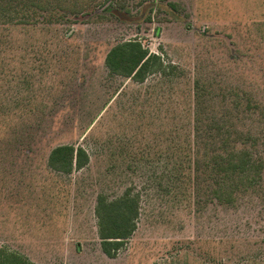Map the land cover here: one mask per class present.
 <instances>
[{
    "label": "rangeland",
    "instance_id": "374dc122",
    "mask_svg": "<svg viewBox=\"0 0 264 264\" xmlns=\"http://www.w3.org/2000/svg\"><path fill=\"white\" fill-rule=\"evenodd\" d=\"M112 7L76 23L0 25V251L27 264H264V0ZM130 40L167 69L143 83L112 74L106 54ZM224 138L261 165L256 181L232 184L230 204L203 167ZM66 145L89 160L59 173L48 158ZM127 191L139 216L119 263L101 251L95 209Z\"/></svg>",
    "mask_w": 264,
    "mask_h": 264
},
{
    "label": "trees",
    "instance_id": "16d2710c",
    "mask_svg": "<svg viewBox=\"0 0 264 264\" xmlns=\"http://www.w3.org/2000/svg\"><path fill=\"white\" fill-rule=\"evenodd\" d=\"M114 2L115 0H0V25L50 26L67 21L76 23L79 18L95 10H100L102 14L120 10L112 7ZM168 7L174 10L173 5ZM104 62L112 74L130 78L137 83H143L150 74L167 69L160 56L149 53L136 40L123 42L111 48ZM171 69L174 68L171 67ZM197 88L198 86L195 87ZM197 90L195 91L196 128L194 129L196 134L199 131L200 112L198 107L200 96ZM223 145L226 146L224 154L216 152L210 160L209 154L205 155L203 167L210 172L211 176L217 178H213L217 183L216 192H214L216 199L221 203L230 204L234 201L233 185L239 186L256 181L259 178L261 165L254 160L247 149L236 148V142L224 138ZM192 147L193 141L192 144L189 143V146L182 147L188 150L185 163L188 161L187 170L191 176L198 171L199 168L196 166L200 163L198 156L191 155ZM227 147H230L229 150ZM88 160L86 152L81 147L58 146L51 151L48 166L59 173H71L73 169L79 170L84 167ZM95 214L101 250L107 257L114 258L117 251L135 231L139 216L138 197L131 196L130 191L125 192L113 202H107L101 197L97 201ZM0 256L3 259V261L0 260V264H6L8 259H14L17 264H27L19 256H5V253L1 251Z\"/></svg>",
    "mask_w": 264,
    "mask_h": 264
},
{
    "label": "crops",
    "instance_id": "0c3cea01",
    "mask_svg": "<svg viewBox=\"0 0 264 264\" xmlns=\"http://www.w3.org/2000/svg\"><path fill=\"white\" fill-rule=\"evenodd\" d=\"M134 233H135V231L133 232V234H132V236L134 235ZM131 236V237H132ZM101 248V247H100ZM102 251V250H101ZM120 251V250H119ZM119 251H117V254H116V256L114 257V258H109V257H107L103 252V255L106 257V258H108L109 260H118L119 261V263H120V254H118L119 253ZM171 260V259H170ZM170 260H168V261H170ZM173 260H177V258H174V259H172L171 260V262H169V263H167V264H176V262L177 261H173ZM179 260H180V264H182V261H184V260H182V258H180V256H179Z\"/></svg>",
    "mask_w": 264,
    "mask_h": 264
}]
</instances>
